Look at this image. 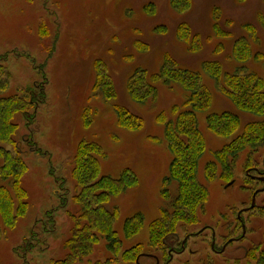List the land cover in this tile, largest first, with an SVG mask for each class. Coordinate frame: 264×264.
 <instances>
[{"label": "rangeland", "instance_id": "374dc122", "mask_svg": "<svg viewBox=\"0 0 264 264\" xmlns=\"http://www.w3.org/2000/svg\"><path fill=\"white\" fill-rule=\"evenodd\" d=\"M191 1V8L180 13L174 10L171 0H0V57L6 55L0 58V64L11 74L9 87L0 91V96L18 95L46 81L45 101L37 106L35 117L28 120L18 113L14 118L19 126L15 140L28 166L23 186L29 210L14 228H6L0 214V264H53L68 254L65 241L81 219V209L74 201L78 188L72 176V160L81 142L93 141L104 153L100 176L118 177L128 169L136 173L139 183L107 204L109 209L119 211L115 229L123 240L120 253L110 251L102 238L94 251L76 264L109 258L115 264H133L121 260L120 255L135 244H144L143 251L159 255V264L165 263L168 250L164 246L150 248L149 231L163 210H171L178 184L170 185L171 199L167 200L163 181L173 154L157 116L170 111L173 104L182 103L185 91L179 85L159 83L156 101L137 104L128 93L127 80L138 67L157 72L167 55L193 69H201L207 60H217L225 70L232 71L240 65L231 56L233 42L247 35L243 27L246 23L258 28L260 39L252 44L264 55V31L259 22L264 17V0ZM215 9L219 10L221 30L230 36L216 34ZM180 22L189 23L201 35L203 46L199 51L191 52L178 38ZM42 25L46 32H41ZM220 44L223 49L217 52ZM101 60L117 92L112 100H105L97 92V62ZM246 66L264 73L261 60L251 59ZM203 77L214 95L211 109L198 115L207 144L199 163V177L208 186V197L196 220L180 222L176 233L184 238L211 226L216 232L217 252L212 249V231L208 229L191 237L187 251L175 256L171 264H255L246 255L248 250L264 245V191L257 196V206L241 214L245 238L232 241L223 253L218 251L229 238L242 234L238 214L250 205L255 189L263 187L262 182L251 181L247 174L250 167L264 169V147L257 154L256 166L244 165L246 153L242 152L234 174L227 179L217 176L208 180L205 167L215 159L217 149L242 132L244 123L264 116L238 111L207 74ZM116 104L140 115L143 127L129 130L120 126ZM224 110L237 112L242 118L241 127L229 138L215 134L207 125L209 113ZM28 141L39 151L32 150ZM250 173L257 174L252 170ZM138 213L144 216V225L139 233L126 238L125 223ZM141 262L156 264V258L142 257Z\"/></svg>", "mask_w": 264, "mask_h": 264}, {"label": "trees", "instance_id": "16d2710c", "mask_svg": "<svg viewBox=\"0 0 264 264\" xmlns=\"http://www.w3.org/2000/svg\"><path fill=\"white\" fill-rule=\"evenodd\" d=\"M171 4L174 10L184 13L191 8L192 1L171 0ZM215 10L216 34L223 37L230 36V33L221 30L219 10ZM259 22L264 31V17H261ZM41 27V32H46L45 26ZM243 27L247 35L238 36L234 40L231 54L240 65L232 71L225 70L223 64L217 60H207L202 63L201 69H193L180 65L167 55L157 72L150 73L148 69L138 67L127 80L128 93L137 104L156 101L159 96L157 86L159 83L168 87L179 85L185 91V99L182 103L173 104L170 111H162L157 116V122L164 126L165 138L173 154L169 174L163 181V195L167 200L171 199L169 187L174 182L178 184V195L171 203V210H163L161 217L150 225L148 246L152 249L164 246V240L176 232L180 222H194L199 209L204 207L208 197V186L199 177V163L206 153L207 144L199 127L198 115L211 109L214 95L210 87L204 83L203 73L214 81L217 90L226 96L238 111L264 116V73L249 70L246 66L248 61L256 59L263 61L264 67V55L255 51L252 44L260 39L258 28L251 23H246ZM177 36L191 52L199 51L203 46L201 35L194 32L187 22L179 23ZM222 49V45H218L217 52ZM5 57L6 55L0 58ZM97 64L99 68L97 92L102 94L105 100H112L117 97V92L108 67L102 60ZM10 77V72L0 64L2 93L9 87ZM45 84L46 81L42 84L37 83L34 88L25 89L18 95L0 96V159L2 160L0 180L3 182L0 185V214L6 228H14L29 210L28 193L23 186V178L28 166L15 140L19 126L14 122V118L18 113H23L28 120L35 117L37 106L45 101ZM115 109L120 126L129 130L143 127V119L140 115L117 104ZM207 125L215 134L229 138L241 127L242 118L239 113L230 110L212 112L207 115ZM29 141L32 150L39 151V148ZM263 147L264 119L244 123L240 134L214 152L215 159L209 161L205 167L206 178L212 180L219 176L227 179L234 174L242 152L246 153L244 165L256 166L257 154ZM103 156L102 147L93 141L81 142L73 157L72 176L78 188L74 201L81 209V219L77 221L71 236L65 241L68 254L62 259L54 260L53 264H76L82 261L94 251L102 238L106 239L107 248L114 253H120L123 248V240L115 229L119 211L117 208L109 209L107 204L115 196L137 186L139 180L136 173L128 169L118 177L100 176L102 167L100 158ZM247 176L251 181L255 180L250 174ZM143 225L142 213L130 217L124 227L126 238L139 233ZM144 248V244H135L123 250L120 258L124 262H135L143 252H149L143 251ZM246 257L252 259L255 264H264V245L248 250ZM91 264H115V260L109 258Z\"/></svg>", "mask_w": 264, "mask_h": 264}, {"label": "flooded vegetation", "instance_id": "af4514ba", "mask_svg": "<svg viewBox=\"0 0 264 264\" xmlns=\"http://www.w3.org/2000/svg\"><path fill=\"white\" fill-rule=\"evenodd\" d=\"M263 163H264V159H263ZM255 171L257 174H252L250 173V176L253 177L257 182H262L263 183V187H264V170H261L259 168H250V170L248 171V174L250 171ZM232 183V182H231ZM263 187H259L257 189H255V191L253 192V195L254 193L259 190V189H262ZM261 193V192H260ZM259 195V193L257 194V196ZM252 199H253V196H252ZM252 199H251V203L248 207H244L240 213L238 214V220L240 221L241 223V226H242V234L238 237H231L229 238L224 244L223 246L221 247L220 253H223L225 252L226 250V247L232 243V241L236 240V241H240V240H243L245 238V235H246V225L245 223L243 222V219L241 218V214L242 212H247V211H250L252 209H254L257 205H255L254 208H250L251 204H252ZM211 230L212 231V249L213 251L217 252L216 248H215V244H216V232H215V229L212 228L211 226H204V228H202L201 230L197 231V232H191L190 234L186 235L184 238H181L179 235V233H176L174 232L173 235L169 236L167 239L164 240V246H165V249L168 250V253H169V256L167 258V260L165 261L164 264H171L172 261L174 260V257L175 256H181L183 253H185L187 251V246H188V241L191 237H196V236H200L201 234H203L206 230ZM245 230V232H244ZM246 249H248L247 247H245ZM164 251H161V253H163ZM159 256V255H158ZM157 255H154V254H151V253H148V252H143L136 260L135 262H132L133 264H143L141 262V258L142 257H154L156 258V264H159L161 262L160 260V256L158 257ZM161 257L163 258V256L161 255Z\"/></svg>", "mask_w": 264, "mask_h": 264}, {"label": "water", "instance_id": "95a60500", "mask_svg": "<svg viewBox=\"0 0 264 264\" xmlns=\"http://www.w3.org/2000/svg\"><path fill=\"white\" fill-rule=\"evenodd\" d=\"M229 184H231V183H229ZM263 191H264V187L262 189L257 190L254 193L253 199H252V204H251L250 208H254L255 207V205H256V199H257V194L260 193V192H263ZM244 232H245V230H244Z\"/></svg>", "mask_w": 264, "mask_h": 264}]
</instances>
